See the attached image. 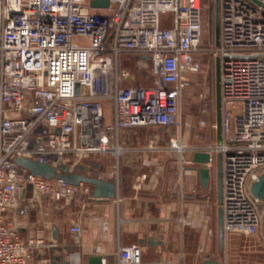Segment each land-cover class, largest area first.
<instances>
[{
    "label": "built area",
    "instance_id": "2783aa9c",
    "mask_svg": "<svg viewBox=\"0 0 264 264\" xmlns=\"http://www.w3.org/2000/svg\"><path fill=\"white\" fill-rule=\"evenodd\" d=\"M201 8V0H0V264H28L46 246L42 234L20 231L17 212L29 193L56 201L91 195L88 184L34 174L18 157L72 169L112 155L118 187L119 157L138 149L120 132L139 126L174 128L165 148L179 156L220 153L222 229L256 235L264 247V199L250 192L264 173V7L218 0L219 43L210 50L219 60L221 140L185 147L180 104L188 74L200 68ZM125 55L150 62L149 84L122 66ZM115 257L184 264L181 249L143 260L137 244L119 245Z\"/></svg>",
    "mask_w": 264,
    "mask_h": 264
},
{
    "label": "crops",
    "instance_id": "0c3cea01",
    "mask_svg": "<svg viewBox=\"0 0 264 264\" xmlns=\"http://www.w3.org/2000/svg\"><path fill=\"white\" fill-rule=\"evenodd\" d=\"M106 119L110 120L108 111ZM168 130L151 126L121 130V142L138 149L119 157L118 187L115 186L111 198H94L82 191L80 196L56 201L29 193V199L21 202L17 212L20 231L23 235L42 234L46 246L28 264H86L87 256L93 254L103 256L104 264H116L117 247L130 244L140 247L143 260L157 259L168 251L181 249L186 264L185 227L197 235L193 264H203L208 258L216 259L218 264H231L227 255L231 237L222 229L220 238L218 231L215 155L210 165L214 169L209 186L204 188L193 168L195 164L190 161L192 151L186 149L179 156L174 149L160 145L164 142L162 134ZM173 136L176 140V133ZM114 164L112 155H92L81 163L87 170L77 171L113 181ZM213 179L215 186L211 195ZM53 225L58 229V239L53 237ZM74 225L79 227L78 231L71 230ZM255 240L254 251L264 253L257 237ZM66 244L76 245L79 256L72 258L69 249L64 247ZM54 248L57 249L54 251ZM242 248L244 252L248 249L246 254L252 252L251 246L244 244ZM52 255L61 260L53 262ZM255 261V264H264L258 259Z\"/></svg>",
    "mask_w": 264,
    "mask_h": 264
},
{
    "label": "rangeland",
    "instance_id": "374dc122",
    "mask_svg": "<svg viewBox=\"0 0 264 264\" xmlns=\"http://www.w3.org/2000/svg\"><path fill=\"white\" fill-rule=\"evenodd\" d=\"M202 13V35L200 51L196 54L200 61V68L188 74V84L183 90L180 104V133L178 139L192 146L205 145L216 141V99H215V63L216 58L210 48L215 45V10L214 0H201ZM209 49V50H206ZM122 66H128L136 78H141L143 84L151 81L150 62L144 61L134 55H125L121 59ZM140 66H137V65ZM164 132V142L160 145L170 146L175 133L174 128ZM171 128V129H170ZM170 132V133H169ZM177 136V134H176ZM145 140V139H144ZM144 142V141H143ZM184 145V144H183ZM176 151V150H175ZM215 155V154H214ZM213 155V157H214ZM213 167H211L212 170ZM214 169V168H213ZM214 171V170H213ZM215 180L212 181L211 195L214 193ZM22 205V204H21ZM20 205V207H21ZM185 227V252L186 264H193L194 252L196 250L197 235ZM190 235H189V234ZM231 237V244L227 249L228 259L231 264H255L260 260L264 263V253L254 251L256 248V235L227 233ZM190 236V239H188ZM251 237H255L254 240ZM251 246L252 252L246 254L248 249L243 245ZM241 246V247H240ZM57 248H54V251ZM53 251V250H52ZM253 261V262H252Z\"/></svg>",
    "mask_w": 264,
    "mask_h": 264
},
{
    "label": "water",
    "instance_id": "95a60500",
    "mask_svg": "<svg viewBox=\"0 0 264 264\" xmlns=\"http://www.w3.org/2000/svg\"><path fill=\"white\" fill-rule=\"evenodd\" d=\"M255 3H259L264 7V3L259 0H252ZM108 0H90L91 6H107ZM214 10H215V44L219 43V17H218V0H214ZM215 99H216V142L219 143L221 140L220 133V122H221V109H220V85H219V60L216 58L215 63ZM213 155H210L206 151H193L191 153L190 161L195 164L193 167L197 171L199 177V183L207 188L209 186V178L211 173L210 165H212ZM17 163L30 170L34 174L41 175L47 179L50 178H61L64 181L77 185L80 182L91 185V196L94 198H111L115 194V183L111 180H106L95 176L94 174H85L83 172H78L77 169H82L86 171L87 167L85 165L78 164L72 169L69 168L67 164H59L57 167L49 165L47 162H39L26 157H18L16 159ZM215 166H216V188H217V201L221 202V154H215ZM26 190H31V185H28ZM250 192L253 196L264 199V173H261L257 180L253 181L250 185ZM54 233L53 237L55 239L59 238L58 229L55 225L52 227ZM218 231L219 236L222 238V215L221 208L218 207ZM76 245H65L66 249L71 252V257H78L79 251L75 250ZM59 249L61 247H58ZM52 261L61 257H54ZM103 256L99 254L89 255L86 258V264H102ZM66 264H68L66 262ZM203 264H218L216 259L208 258L203 261Z\"/></svg>",
    "mask_w": 264,
    "mask_h": 264
}]
</instances>
